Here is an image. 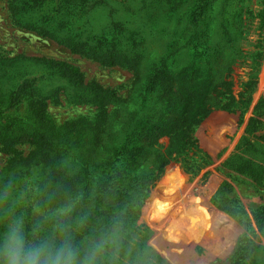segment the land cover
<instances>
[{"label":"trees","instance_id":"obj_1","mask_svg":"<svg viewBox=\"0 0 264 264\" xmlns=\"http://www.w3.org/2000/svg\"><path fill=\"white\" fill-rule=\"evenodd\" d=\"M47 1L11 0L14 21L52 37L73 52L107 66L130 69L135 79L131 93L123 96L95 82L86 83L84 73L68 62L52 60L57 73L71 85L82 87L77 103L93 104L96 109L92 114L53 124L46 98L57 99L63 87L46 97L30 80L10 93L7 107L0 106L2 119L9 110L17 112L26 105V96L32 94L29 109L38 126L27 136H31L33 150L24 155L17 147L25 134L12 116L6 124L0 123V142L10 154L7 170L29 171L41 166L38 203L44 208L67 209L39 219L32 213L31 202L20 207L25 208L26 221L29 227H39L49 225L53 218L64 220L84 237L96 239L118 228L125 249L134 256L144 257L147 263L155 258L160 264H173L146 242L134 241L130 230L167 166L184 158H202L200 136L207 121L219 111L241 116L248 112L256 81L245 84L240 103L234 94L235 75L244 64L242 39L249 35L243 22L248 12L243 6L234 11V0H69L57 1L50 17L44 11ZM98 12L105 16L101 24L96 22ZM262 54H253L250 72L262 66ZM4 60L0 57V64ZM165 134L166 145L157 143ZM230 163L228 159L224 164ZM213 202L230 215L245 213L232 211L214 198ZM262 209L256 219L260 230H264ZM147 210L148 217L166 211L155 205ZM191 219L190 234L180 242L171 240L181 235L177 221L164 231L172 252L183 254L189 263L202 257H198L196 244L200 230L211 232L202 215ZM185 226L186 222L180 224ZM246 248L257 247L250 243Z\"/></svg>","mask_w":264,"mask_h":264},{"label":"rangeland","instance_id":"obj_2","mask_svg":"<svg viewBox=\"0 0 264 264\" xmlns=\"http://www.w3.org/2000/svg\"><path fill=\"white\" fill-rule=\"evenodd\" d=\"M57 1L69 2L48 0L44 11L50 17L54 14ZM10 4L11 0H0V57L5 59L0 64L1 107L5 108L10 104L11 92L22 82L30 80L37 85L38 92L46 97L53 94V89L63 87L57 99L54 96L46 98L53 124L62 125L80 115L92 114L96 109L93 104L77 103L76 95L82 87L71 85L65 76L57 73L52 60L65 61L79 68L85 75L86 83L95 82L103 88L117 90L123 96L131 93L135 77L130 69L107 66L100 60L71 51L52 37L16 23ZM242 6L248 12L244 14L243 22L247 24L245 30L249 35L242 39V44L245 43L244 64L235 75L234 94L236 101L240 103L246 90L245 84L252 79L256 81L253 89L250 88L253 90V99L249 110L244 116L219 111L207 121L205 133L200 136L204 148L202 158H184L168 165L163 177L141 207L140 218L130 230L134 241L146 242L173 264H264V230H260L256 223L264 207V0L232 2L234 11ZM234 11L231 12L232 22L235 21ZM95 16L98 24L104 22V14L98 12ZM256 53H263L260 57L262 66L253 73L250 72L248 63ZM27 97L33 99L32 94ZM28 99L25 100L27 104L17 109V112L11 109L0 119V123L6 124L10 115L15 119L16 125L23 127L25 136L17 147L23 150L24 155L35 148L29 141L31 136L27 134L33 133V128L38 126L32 118ZM177 114L176 111L175 115ZM156 142L166 145V134L157 138ZM228 159L231 163L226 166L224 163ZM9 160L10 154L0 142V174H3L0 189L11 188L20 207L32 202V213L39 219L67 211L44 208L38 203L41 166H35L29 171H8ZM202 160L206 164H200ZM252 160L261 165L253 164ZM209 171L212 173L206 176ZM197 196L200 197V204L194 210L206 219L211 232L208 233L210 230L207 228L200 230L196 244L198 257H202L189 263L183 254L176 253L179 256L177 258L172 252L174 248L164 231L166 226L176 221L177 214L185 212L192 198ZM213 198L232 211L242 210L245 213L234 212L230 215L217 208L213 204ZM149 205L166 211L148 217ZM179 206L185 208L178 209ZM20 211L24 212L25 208H20ZM250 243L256 245V250L246 248ZM154 259L151 263L144 261V257L140 260L142 264H160Z\"/></svg>","mask_w":264,"mask_h":264},{"label":"clouds","instance_id":"obj_3","mask_svg":"<svg viewBox=\"0 0 264 264\" xmlns=\"http://www.w3.org/2000/svg\"><path fill=\"white\" fill-rule=\"evenodd\" d=\"M200 197H193L183 214H177L180 242L190 234ZM11 188L0 190V264H142L126 250L119 229L100 239L84 237L71 223L53 218L47 226L29 227L26 214ZM186 222L181 228L180 224Z\"/></svg>","mask_w":264,"mask_h":264}]
</instances>
